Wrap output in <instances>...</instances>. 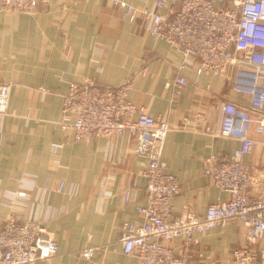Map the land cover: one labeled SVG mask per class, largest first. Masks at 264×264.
I'll list each match as a JSON object with an SVG mask.
<instances>
[{
  "label": "crops",
  "instance_id": "0c3cea01",
  "mask_svg": "<svg viewBox=\"0 0 264 264\" xmlns=\"http://www.w3.org/2000/svg\"><path fill=\"white\" fill-rule=\"evenodd\" d=\"M126 1L138 7L154 2ZM145 24L143 17L128 21L111 0H45L31 10L0 6V83L11 84L8 113L0 120V228L11 213L5 196L21 186L35 187L27 213L42 219L59 244L56 255L29 264H139L136 253L123 250L120 234L126 221L142 220L124 192L131 188L146 202L148 160L134 152L128 132L85 142L62 129L68 79L108 86L130 79V98L170 122L161 160L181 183L174 214L193 209L204 215L210 203L229 197L210 184L203 162L214 152L231 153L239 141L205 127L216 131L224 99L242 102L244 96L233 89L228 72L197 78L193 65L184 71L189 83L176 85L181 54ZM199 110L206 120L196 117ZM185 117L196 124L186 126ZM55 142H64L58 155ZM263 158L259 145L245 160L260 164ZM195 236L190 264H229L233 248L247 243L237 220ZM170 244L181 252L182 239ZM87 247L94 248L91 257L80 254Z\"/></svg>",
  "mask_w": 264,
  "mask_h": 264
},
{
  "label": "built area",
  "instance_id": "2783aa9c",
  "mask_svg": "<svg viewBox=\"0 0 264 264\" xmlns=\"http://www.w3.org/2000/svg\"><path fill=\"white\" fill-rule=\"evenodd\" d=\"M44 1L0 0V6L31 10ZM111 2L124 9L130 22L143 17L153 37L165 39L181 54L176 85L189 83L184 71L191 65L197 78L204 72L220 76L228 72L233 89L245 99H224L216 131L210 125L205 127L210 133L239 141L231 153L214 152L203 162L210 184L227 191L229 197L210 203L204 215L193 209L177 215L173 198L181 183L161 160L165 139L173 128L170 122L156 118L148 105H137L130 98V79L118 86L68 79L59 120L62 129L73 131L74 139L85 142L95 136L128 132L135 141L134 152L148 160L143 172L146 202H140L138 192L131 188L124 192L142 220L124 223L120 234L123 250L136 253L139 264H190L196 233L237 220L246 229L247 243L233 248L229 264H264V158L260 164L245 160L259 145L264 153V0H154L142 7L126 0ZM10 87V83H0L1 121L8 113ZM195 115L207 118L202 110ZM184 124L191 126L196 120L185 117ZM63 145L53 143V154L58 155L57 149ZM63 187L60 180L56 188L61 191ZM37 192L35 187L21 186L5 196L11 213L0 228V264H29L59 252L44 221L27 213ZM52 214L45 218H52L55 212ZM174 239L183 241L180 253L170 244ZM93 253V247L80 251L84 257Z\"/></svg>",
  "mask_w": 264,
  "mask_h": 264
}]
</instances>
